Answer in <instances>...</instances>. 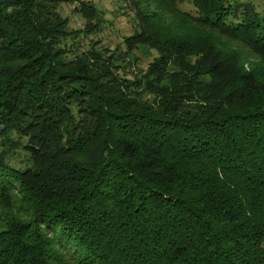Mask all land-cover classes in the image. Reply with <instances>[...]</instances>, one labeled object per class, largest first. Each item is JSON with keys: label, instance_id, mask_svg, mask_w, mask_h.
I'll return each mask as SVG.
<instances>
[{"label": "trees", "instance_id": "obj_1", "mask_svg": "<svg viewBox=\"0 0 264 264\" xmlns=\"http://www.w3.org/2000/svg\"><path fill=\"white\" fill-rule=\"evenodd\" d=\"M69 1L0 0V264H264V10L127 0L115 55Z\"/></svg>", "mask_w": 264, "mask_h": 264}, {"label": "rangeland", "instance_id": "obj_2", "mask_svg": "<svg viewBox=\"0 0 264 264\" xmlns=\"http://www.w3.org/2000/svg\"><path fill=\"white\" fill-rule=\"evenodd\" d=\"M99 9V30L91 33H80V36L73 42L68 38L64 41L61 39L59 45L61 47H68L71 43L77 44L80 49L87 48L91 41L98 40V44L107 53L118 54L125 49L124 37L131 34L135 29L134 11L128 4L127 0H91ZM253 2L256 8L260 11L264 10V0H249ZM76 3L69 0H61L59 11L63 16L69 19L68 25L71 28H81L85 23L84 17L73 9ZM179 6L185 10L194 12V6L188 0L181 1ZM74 40V39H73ZM135 58H130L128 61L123 62L120 67V72L124 75L132 77L144 71L148 62L156 54L154 49L140 47L135 49ZM17 154V156H16ZM13 156L16 164H20V160H24L25 153L22 149H18ZM20 155V156H19Z\"/></svg>", "mask_w": 264, "mask_h": 264}]
</instances>
